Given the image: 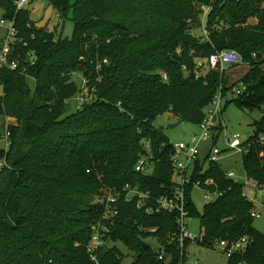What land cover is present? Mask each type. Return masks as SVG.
I'll list each match as a JSON object with an SVG mask.
<instances>
[{
    "label": "trees",
    "instance_id": "obj_1",
    "mask_svg": "<svg viewBox=\"0 0 264 264\" xmlns=\"http://www.w3.org/2000/svg\"><path fill=\"white\" fill-rule=\"evenodd\" d=\"M15 2L0 0L19 40L11 58L20 60L18 70L0 68V139L9 134V146L0 148V163H6L0 170V264H90L85 248L101 215L95 196L126 184L153 198L168 195L174 148L153 123L171 114L199 125L217 93L241 111L260 112L242 166L247 179L264 187V0H48L59 19L72 22L68 38L38 27ZM201 26L205 36L191 34ZM227 50L249 67L230 86L224 72L197 69L199 61ZM74 73L84 78L91 99L71 110L80 93ZM8 118L15 124L6 125ZM142 156L149 157V173L134 170ZM201 165L196 161L195 178L211 179L210 190L221 196L199 213L188 188V217L200 219L198 244L211 248L248 236L247 250L227 264H264V235L253 226L242 184L218 163L198 176ZM109 229L111 247L101 251L99 264H122L118 243L134 255L132 264H189L190 242L181 250L170 241L177 233L173 214L146 215L125 203ZM148 238L157 240L158 252Z\"/></svg>",
    "mask_w": 264,
    "mask_h": 264
},
{
    "label": "built area",
    "instance_id": "obj_2",
    "mask_svg": "<svg viewBox=\"0 0 264 264\" xmlns=\"http://www.w3.org/2000/svg\"><path fill=\"white\" fill-rule=\"evenodd\" d=\"M28 0H16V9H24L28 4ZM10 27L7 29V39L2 49L0 50V68H8L10 70H18L20 67L19 58H11L12 46L19 42L17 38V31L12 21H7ZM0 25L4 26V20L0 21ZM11 39V41H10ZM33 56L31 52L29 54ZM34 62H31L33 65ZM243 64L242 56L235 50H227L216 52L210 55L206 60L199 61L197 63V69L201 71L207 70H224L225 67H234ZM185 70V68L183 67ZM198 70H195V77H199ZM164 79L166 76L163 75ZM243 88H236L235 92L238 94ZM82 106L84 99H79ZM222 98L220 93H217L213 99L211 105L205 110L204 119L199 124L200 135L193 136L189 142L173 145L174 153L171 156V168H172V182L174 183L173 189L168 195H162L158 198L150 196L148 191H143L138 185L126 184L121 188L103 187L99 194L95 196L94 202L101 209V215L99 219L91 226L89 242L86 245V253L90 264H99V254L103 249L110 248L111 242L109 240L110 229L109 226H113L116 219L120 215L122 205L125 203H134L138 210L144 211L146 215L157 214L160 212H166L173 214L176 217L177 233L171 236V242H176L179 248L182 250L184 242H195L198 244L202 242L201 236L193 237L187 231V222L189 220L187 211L186 195L188 188H197L204 192V198L206 204L212 203L216 198L221 196L217 190H210L213 185L211 179L201 180L195 178V165L200 155V144L207 141L212 137L214 129L217 126L216 118L221 113ZM77 107L78 109L81 107ZM8 132H5L0 139L4 143L3 149H7L9 146ZM227 151H233L239 154H245L248 152L250 144L241 142L238 134L227 137L226 135ZM260 141H264V137L259 138ZM145 150L149 155V144L145 145ZM222 152L213 147L208 153V166L212 163H217ZM149 157L142 156L137 159L134 166V170L138 173H149ZM6 167L5 162L0 163V168ZM207 170L202 168V171L198 173L203 174ZM228 178L233 179L234 173L227 174ZM241 197L249 202L252 206L250 217L259 219L264 215V187H259L256 182L246 180L242 183ZM252 240L248 236H243L238 239H226L216 241L211 248H216L224 253L227 258H230L234 254H243ZM159 260H162V254L158 256ZM48 264H52L51 261ZM193 264H198L194 262Z\"/></svg>",
    "mask_w": 264,
    "mask_h": 264
},
{
    "label": "rangeland",
    "instance_id": "obj_3",
    "mask_svg": "<svg viewBox=\"0 0 264 264\" xmlns=\"http://www.w3.org/2000/svg\"><path fill=\"white\" fill-rule=\"evenodd\" d=\"M28 4L24 9L30 12V19L36 23L38 27H46L50 31L56 30L57 33L61 32L63 38H68L72 35L73 24L71 21L67 20L63 22L58 18L56 12L49 6L48 0H28ZM264 7V5H263ZM207 9H204V13ZM4 20L5 25H0V50L2 49L4 43L7 39V29L10 27L9 22L4 19V11L0 8V21ZM253 20H250L252 23ZM191 34L196 37L205 36L204 28H195L191 31ZM11 41V39H10ZM249 67L247 63L237 65L234 67H225L224 70H218L219 72H224L227 78L228 86L232 83L237 82L247 71ZM207 71H202V75H205ZM71 81L76 84L79 88L80 93L69 102V107L74 110L75 107H79L80 101L78 98L84 99V101L90 100L88 90L86 89L85 80L80 73H74L71 76ZM32 85V82H30ZM1 94V87H0ZM228 99V98H227ZM260 112L255 110L252 112L239 110L234 103H226V99L221 102V113L216 118L217 126L214 129V133L211 138L200 144V155L199 163L204 170L208 169V153L213 147L218 148L222 154L219 157L218 166L227 175L230 172L234 173L233 179L239 183H243L246 180V175L242 166V154L227 151L225 136L231 137L232 135L238 134L239 140L245 142L246 139L251 135V127L253 121L258 120L260 117ZM11 119L6 120V125L13 122ZM178 120L171 114H164L155 119L153 126L160 129L164 136L173 144L187 143L193 136H199L200 130L199 125L181 122L179 125L171 128V126L177 124ZM2 124L3 122L0 121ZM4 147V143L0 142V148ZM1 170V168H0ZM150 172V171H149ZM191 200L195 205L199 213L203 212L206 206V199L204 198V192L200 189L193 188L191 191ZM264 198H262V201ZM254 228L264 235V215L259 219H254ZM187 231L193 237L200 236V219L190 218L187 222ZM151 249L155 252L161 249L155 238H148L145 240ZM122 253L123 260L122 264H132L134 261V255L122 244H116ZM186 259L189 264L197 262L198 264H227L228 258L220 250L216 248H207L202 245L196 244L195 242H190L185 249Z\"/></svg>",
    "mask_w": 264,
    "mask_h": 264
},
{
    "label": "water",
    "instance_id": "obj_4",
    "mask_svg": "<svg viewBox=\"0 0 264 264\" xmlns=\"http://www.w3.org/2000/svg\"><path fill=\"white\" fill-rule=\"evenodd\" d=\"M180 123H181V121H178V122H177V124H175V125L171 126V128H173V127H175V126L179 125Z\"/></svg>",
    "mask_w": 264,
    "mask_h": 264
},
{
    "label": "crops",
    "instance_id": "obj_5",
    "mask_svg": "<svg viewBox=\"0 0 264 264\" xmlns=\"http://www.w3.org/2000/svg\"><path fill=\"white\" fill-rule=\"evenodd\" d=\"M0 95H1V94H0ZM11 120H13V119H11ZM10 124H11V125L15 124V121L11 122Z\"/></svg>",
    "mask_w": 264,
    "mask_h": 264
}]
</instances>
